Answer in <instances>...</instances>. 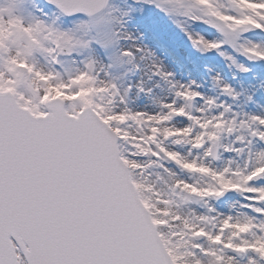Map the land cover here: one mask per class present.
Returning a JSON list of instances; mask_svg holds the SVG:
<instances>
[{
  "label": "snow or ice",
  "instance_id": "1",
  "mask_svg": "<svg viewBox=\"0 0 264 264\" xmlns=\"http://www.w3.org/2000/svg\"><path fill=\"white\" fill-rule=\"evenodd\" d=\"M43 5L0 0V264H264V0ZM148 8L228 75L177 79Z\"/></svg>",
  "mask_w": 264,
  "mask_h": 264
},
{
  "label": "rangeland",
  "instance_id": "2",
  "mask_svg": "<svg viewBox=\"0 0 264 264\" xmlns=\"http://www.w3.org/2000/svg\"><path fill=\"white\" fill-rule=\"evenodd\" d=\"M43 4V2H41ZM35 4H39L35 0ZM43 7V5H42ZM130 30H137L144 34L143 42L154 50L155 55L162 59L167 67L174 72L177 79L186 80L189 77L199 79L204 75L202 67L211 66L228 75V70L224 63L212 54L201 55L196 52L190 45L189 41L173 25H171L161 14L148 8L144 16H136L129 22ZM190 29L198 31L205 36H214L216 33L203 24L195 23L190 25ZM257 72L264 71V68L255 66ZM245 83L252 80L251 75L239 77ZM55 95H62L61 92H55ZM254 102H249L241 98L239 106L246 112L264 111V92L257 91L253 97ZM154 102V101H153ZM132 105H143L147 100L143 97H131ZM194 180L202 182L200 178ZM230 200L225 202V206L241 200L239 194H230Z\"/></svg>",
  "mask_w": 264,
  "mask_h": 264
},
{
  "label": "bare ground",
  "instance_id": "3",
  "mask_svg": "<svg viewBox=\"0 0 264 264\" xmlns=\"http://www.w3.org/2000/svg\"><path fill=\"white\" fill-rule=\"evenodd\" d=\"M226 75V74H225Z\"/></svg>",
  "mask_w": 264,
  "mask_h": 264
}]
</instances>
